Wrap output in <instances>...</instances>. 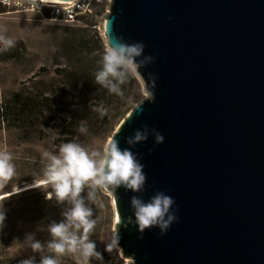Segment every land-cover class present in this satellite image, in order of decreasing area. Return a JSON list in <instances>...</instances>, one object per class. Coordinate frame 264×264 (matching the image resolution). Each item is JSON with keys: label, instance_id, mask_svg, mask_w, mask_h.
<instances>
[{"label": "water", "instance_id": "water-1", "mask_svg": "<svg viewBox=\"0 0 264 264\" xmlns=\"http://www.w3.org/2000/svg\"><path fill=\"white\" fill-rule=\"evenodd\" d=\"M103 33L154 57L136 72L146 95L108 139L124 149L150 132L131 147L144 191L109 192L124 264H264V0H110ZM156 192L177 219L141 235L130 198Z\"/></svg>", "mask_w": 264, "mask_h": 264}, {"label": "clouds", "instance_id": "clouds-1", "mask_svg": "<svg viewBox=\"0 0 264 264\" xmlns=\"http://www.w3.org/2000/svg\"><path fill=\"white\" fill-rule=\"evenodd\" d=\"M14 41L0 35V45L3 51L14 47ZM141 57H143L141 59ZM154 60L152 56H144L142 43L128 44L121 37L112 36L101 58V67L95 73L94 82L108 90L109 94L123 97L124 85L130 77L146 67ZM152 85L155 86V77L149 74ZM154 102L155 96L146 98ZM145 100V101H146ZM142 101L136 110L142 111ZM101 115L107 114V109L101 106L98 109ZM78 131L86 132L84 122H80ZM150 132L145 125L143 130L137 129L125 142L129 148L121 149L117 139L109 140L102 151H89L81 144L67 142L60 145L58 154L44 153L48 163L44 167L43 179L45 185L51 189V195L46 198L54 199L57 204L68 205L62 212L63 219L52 222L47 227L50 240L45 244L35 240L29 234L25 245L32 252L39 253V264H59L58 258L72 255L77 258V264H90L95 258L102 260L103 256L96 250V243L90 239L96 226L93 219V205L97 202L98 191L116 192L123 187L125 191L142 193L147 176L144 165L131 150L136 144L148 139ZM151 135L156 144L164 142V136L151 129ZM13 154L0 151V187L5 186L15 176ZM87 191L86 197L82 195ZM175 201L164 192H156L147 201L140 196L130 198V206L135 219L128 218V223L144 233L146 229L158 227L161 235L165 234L171 224L177 219L172 207ZM5 214L0 208V227H3ZM128 225L125 224V227ZM118 234L114 236L112 244H118ZM111 245H106V250ZM20 264H35L34 257L22 260Z\"/></svg>", "mask_w": 264, "mask_h": 264}, {"label": "rangeland", "instance_id": "rangeland-1", "mask_svg": "<svg viewBox=\"0 0 264 264\" xmlns=\"http://www.w3.org/2000/svg\"><path fill=\"white\" fill-rule=\"evenodd\" d=\"M96 8L99 9V13L94 14L87 21L92 24L89 26L100 37V43L105 50L107 44L103 33V22L108 13L109 2L106 1ZM79 25L83 23H64L55 19H43L37 12L30 9L22 12L10 9L9 12L0 14V35L11 38L15 42L14 47L9 50L4 52L0 50V100L2 103L12 99L16 94L28 95L37 89L45 88L46 85L58 79L54 60L61 29ZM2 48L3 46L0 45V49ZM6 53H15V57L4 58ZM134 74L138 77L137 73ZM138 79L141 81L139 77ZM145 95L142 84L141 98ZM78 102L79 105H74V102L70 100L62 103L70 111L67 117L68 134L74 143L81 144L90 152L102 151L126 114L116 120L111 129H108L109 122L112 120L110 116L106 119L99 116L100 122L95 118L90 121L82 117L78 118V113L79 115L84 113V117L90 118V114L83 110L86 107L90 111L88 103L85 104L83 99ZM25 120L18 122L20 126L14 122L1 123L0 151L13 154L16 172L11 181L0 187V199L35 187L38 185L37 181H42L41 184L45 185L44 179L29 180L28 178L44 174V167L48 163L44 158L45 152L49 155L58 154L60 146L56 144L55 138L60 136V132L52 126L46 127L37 120L32 123ZM81 121L86 128L84 133L78 131ZM26 200V195L18 193L15 194V198H4L0 205L5 214L3 227H0V264H20L22 260L37 254L25 245L24 227L22 229L17 225L21 215L18 210L24 207ZM89 206L93 208V214L97 218L96 230L91 237H95L96 250L103 256L102 260L93 258L90 264H124L127 259L120 253L119 248L111 243L115 219L111 194L98 191L97 202ZM106 245L111 246L106 250Z\"/></svg>", "mask_w": 264, "mask_h": 264}, {"label": "trees", "instance_id": "trees-1", "mask_svg": "<svg viewBox=\"0 0 264 264\" xmlns=\"http://www.w3.org/2000/svg\"><path fill=\"white\" fill-rule=\"evenodd\" d=\"M104 2L106 1L95 4L92 13L82 16L77 21L83 25L66 26L61 29V37L54 60L55 73L58 76L55 82L28 95L16 94L5 103L0 100V127L4 121L10 124L14 122L20 126L19 121L26 119L25 121L32 123L37 120L45 124L46 127L52 126L60 132V136L55 138L56 144L60 146L63 143L74 142L68 134L69 121L67 117L70 111L62 104L65 100L74 102V105L78 104V100L81 99L85 104L88 103L90 111L86 107L83 110L90 114V118L84 117V113L80 115L78 113V118L82 117L88 121L95 118L100 122L99 116L103 119L110 116L112 120L109 122L108 129H111L113 123L123 117L131 106L139 101L142 83L135 74L121 86L124 92L123 97L109 94L107 89L94 82L95 73L101 67V58L105 50L100 43V37L92 30L93 28H90L89 24H92L87 19L99 13V9L96 7L101 6ZM6 54L4 58L15 57V53ZM101 106L107 109L106 115H101L99 111L95 110ZM32 178L43 179V175L28 179ZM18 193L26 195L27 198L24 207L18 210L21 215L17 221L18 227L21 226L22 229L24 227V240L26 241V237L31 234L35 240L45 244L50 240V234L46 230L48 225L52 222L59 223L63 219L62 212L68 205L57 204L54 199L46 198L48 194L51 195V189L43 184L12 193L6 197L15 198V194ZM82 195L86 197L87 191ZM6 197L0 199V205ZM95 216L93 214V219H97ZM94 238L90 236V239L95 242ZM40 259L41 256L37 253L34 256L35 264H39ZM58 260L59 264H77V258L72 255H65Z\"/></svg>", "mask_w": 264, "mask_h": 264}, {"label": "built area", "instance_id": "built-area-1", "mask_svg": "<svg viewBox=\"0 0 264 264\" xmlns=\"http://www.w3.org/2000/svg\"><path fill=\"white\" fill-rule=\"evenodd\" d=\"M110 0H0V14L14 11L34 10L43 19H55L64 23H74L93 12L98 2ZM27 3V4H25Z\"/></svg>", "mask_w": 264, "mask_h": 264}, {"label": "bare ground", "instance_id": "bare-ground-1", "mask_svg": "<svg viewBox=\"0 0 264 264\" xmlns=\"http://www.w3.org/2000/svg\"><path fill=\"white\" fill-rule=\"evenodd\" d=\"M52 1V0H51ZM42 183V181H37V184L39 185V184H41Z\"/></svg>", "mask_w": 264, "mask_h": 264}]
</instances>
